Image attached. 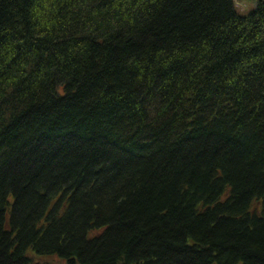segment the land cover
I'll use <instances>...</instances> for the list:
<instances>
[{"label": "trees", "instance_id": "trees-1", "mask_svg": "<svg viewBox=\"0 0 264 264\" xmlns=\"http://www.w3.org/2000/svg\"><path fill=\"white\" fill-rule=\"evenodd\" d=\"M264 264V2L0 0V264Z\"/></svg>", "mask_w": 264, "mask_h": 264}, {"label": "rangeland", "instance_id": "rangeland-1", "mask_svg": "<svg viewBox=\"0 0 264 264\" xmlns=\"http://www.w3.org/2000/svg\"><path fill=\"white\" fill-rule=\"evenodd\" d=\"M259 2L264 0H233L235 12L241 17L253 12ZM32 264H64V262L57 258H42L34 260Z\"/></svg>", "mask_w": 264, "mask_h": 264}]
</instances>
